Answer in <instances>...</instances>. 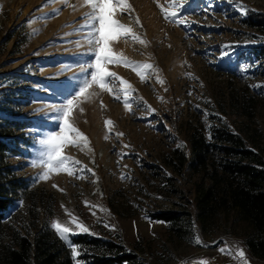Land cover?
<instances>
[{
  "label": "rangeland",
  "instance_id": "1",
  "mask_svg": "<svg viewBox=\"0 0 264 264\" xmlns=\"http://www.w3.org/2000/svg\"><path fill=\"white\" fill-rule=\"evenodd\" d=\"M129 5L132 12L121 11ZM91 11L85 0H0V113L30 123L15 134L21 156L9 158L23 185L11 224L23 232L45 220L75 228V216L94 236L150 264H264L244 244L246 230L233 212L195 218L200 174L170 161L175 148L191 153L194 131L217 125L241 133L264 156V86L255 87L264 85V24L255 19L264 15V0L109 3L106 12L125 26L113 34L114 59L105 64L116 75L77 98L69 124L79 135L69 134L60 149L68 159L37 180L47 169L31 163L37 141L60 131L48 116L75 95L80 64L94 63L82 55L88 30L80 28L92 22L85 19ZM169 209L189 220L155 215Z\"/></svg>",
  "mask_w": 264,
  "mask_h": 264
},
{
  "label": "trees",
  "instance_id": "2",
  "mask_svg": "<svg viewBox=\"0 0 264 264\" xmlns=\"http://www.w3.org/2000/svg\"><path fill=\"white\" fill-rule=\"evenodd\" d=\"M254 13V12H253ZM257 17L262 14L254 13ZM257 19L264 24V15ZM30 126L28 119L0 113V264H75L70 248L48 220L23 232L11 224V206L23 188L9 161L21 156L23 143L16 132ZM191 153L175 148L179 171L200 174L194 198L196 219L233 212L243 224L244 244L255 260L264 259V156L250 147L246 138L227 127L197 129L189 136ZM186 212L162 210L155 215L166 222L189 220ZM187 214H190L188 212ZM79 246L80 264H150L137 254L124 252L121 244L88 233L72 236ZM205 261L185 264H204ZM207 264H211L207 262Z\"/></svg>",
  "mask_w": 264,
  "mask_h": 264
},
{
  "label": "snow or ice",
  "instance_id": "3",
  "mask_svg": "<svg viewBox=\"0 0 264 264\" xmlns=\"http://www.w3.org/2000/svg\"><path fill=\"white\" fill-rule=\"evenodd\" d=\"M120 2L121 0H115V3L117 4ZM85 3L90 4L92 8V11L86 14L85 19L87 20L90 17L92 22H88L80 26L81 29L88 30L86 39L89 44V53H82V55L91 54L95 58L94 63L85 62L80 64L79 75H74L72 77V79L77 81L75 95L72 96L71 99H67L65 104L56 107L55 110L48 116L49 119L57 123L60 131L43 133L44 138L37 141L40 148L37 150L36 157L31 161V163L33 165L36 163L47 165V169L43 172V174L36 177L37 180L48 179L49 172L52 171L53 167H60L63 162L68 159L67 157L61 155L60 149L69 134L76 133L79 135L78 130L69 124V114L72 112L73 107L78 104L77 98L82 97V94L86 92V89L89 88L90 85H98L102 89L106 88L107 77L116 75L113 72L107 71L105 64L109 60L114 59L111 54L112 50L109 48L113 34L125 29V26L120 24L117 20L112 19L111 13L106 12L107 5L109 3H113V0H85ZM121 11L130 13L133 9H131V6L129 5L126 8L121 9ZM164 11L167 13V10ZM246 11L247 9L244 6H241V13L246 14ZM177 16V12H172L168 18L175 19ZM137 23H139V21H137ZM179 23H186V21L180 20ZM227 55H229V53L226 51L221 53L222 57ZM121 60H123V57H121ZM125 63H127V61H125ZM89 68L92 69L90 73L88 71ZM64 70L65 69H61V71ZM89 76L91 78L90 80ZM261 86L264 85H256L255 87ZM88 95H92V93H88ZM83 98L87 97L84 96ZM197 107H199V105H197ZM61 191L63 190L61 189ZM19 203L23 204V201H20ZM72 223L75 225V228L56 220L51 223V227L54 228L59 234V237L67 243L75 264H80V261L76 258L81 255V250L78 245L72 243L71 237L85 233L95 235V233H90L89 228L75 216L72 217ZM105 227L114 229V226L112 225H105ZM194 242L201 243L200 238L197 236ZM220 251L222 253H226L229 252V249L221 248ZM244 256V251H239V257L243 258ZM204 264H207V262L205 261ZM244 264H247L246 260L244 261Z\"/></svg>",
  "mask_w": 264,
  "mask_h": 264
}]
</instances>
